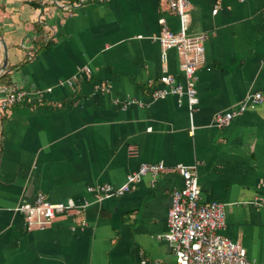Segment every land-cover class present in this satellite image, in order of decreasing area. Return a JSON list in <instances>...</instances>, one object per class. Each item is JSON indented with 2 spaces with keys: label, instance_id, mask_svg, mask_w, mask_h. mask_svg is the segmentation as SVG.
<instances>
[{
  "label": "crops",
  "instance_id": "1",
  "mask_svg": "<svg viewBox=\"0 0 264 264\" xmlns=\"http://www.w3.org/2000/svg\"><path fill=\"white\" fill-rule=\"evenodd\" d=\"M188 1V33L206 36L191 117L185 97H150L161 75L180 79L156 39L160 18L178 26L166 0H0V98L26 94L0 110V264H175L163 235L176 171L100 201L87 190L157 162L196 165L202 201L224 204L220 233L264 261V0ZM256 92L263 102L216 126ZM38 193L90 201L86 224L27 229L16 207Z\"/></svg>",
  "mask_w": 264,
  "mask_h": 264
},
{
  "label": "built area",
  "instance_id": "2",
  "mask_svg": "<svg viewBox=\"0 0 264 264\" xmlns=\"http://www.w3.org/2000/svg\"><path fill=\"white\" fill-rule=\"evenodd\" d=\"M168 11L177 18V29L172 30L164 18H160V32L156 36L161 52V62L165 67L167 51L174 50L180 56V79L165 73L158 79L160 87L152 88V99H164L169 95L177 98L178 104L186 98L188 114L191 117L198 103L196 81L197 69L204 61V34H189L188 0H166ZM66 10L71 8L62 5ZM87 73L89 68H85ZM25 92L11 85L4 96L0 98V110L25 101ZM136 102L126 100L125 105ZM263 102L260 92L249 94L235 110L217 112L214 116L216 126H226L232 118L244 112L248 106ZM140 104V103H139ZM193 129V128H192ZM176 171L182 178L183 185L172 190L170 206L167 210V231L163 235L168 242L175 258V264H264L247 257L246 249L222 235L220 230L225 225L224 204L218 201H202L198 184L196 165L167 167L163 162L143 163L137 170L127 174L125 182L118 187L111 184H99L88 187V192L94 195L95 201L112 196H121L131 191L145 176L156 181L162 173ZM91 202L84 200L76 203L72 199L60 202H50L42 193H38L31 202H22L16 207L24 218L27 229L40 228L60 216L79 218L80 225L86 222L81 216ZM143 264H163L158 259L142 260Z\"/></svg>",
  "mask_w": 264,
  "mask_h": 264
},
{
  "label": "trees",
  "instance_id": "3",
  "mask_svg": "<svg viewBox=\"0 0 264 264\" xmlns=\"http://www.w3.org/2000/svg\"><path fill=\"white\" fill-rule=\"evenodd\" d=\"M41 42L45 43L46 45L48 44L49 40H46L44 37L41 39Z\"/></svg>",
  "mask_w": 264,
  "mask_h": 264
},
{
  "label": "water",
  "instance_id": "4",
  "mask_svg": "<svg viewBox=\"0 0 264 264\" xmlns=\"http://www.w3.org/2000/svg\"><path fill=\"white\" fill-rule=\"evenodd\" d=\"M4 52H6V48L4 47ZM6 66V62H4L3 67Z\"/></svg>",
  "mask_w": 264,
  "mask_h": 264
}]
</instances>
